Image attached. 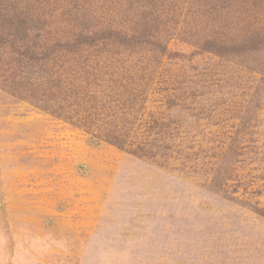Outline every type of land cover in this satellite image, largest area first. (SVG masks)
Instances as JSON below:
<instances>
[{"label": "rangeland", "instance_id": "rangeland-1", "mask_svg": "<svg viewBox=\"0 0 264 264\" xmlns=\"http://www.w3.org/2000/svg\"><path fill=\"white\" fill-rule=\"evenodd\" d=\"M234 1L159 6L158 37L181 57L142 54L155 78L123 150L25 100L31 86L0 88V264H264V44L239 60L192 44L264 38V0ZM1 10L70 31L68 0Z\"/></svg>", "mask_w": 264, "mask_h": 264}, {"label": "trees", "instance_id": "trees-1", "mask_svg": "<svg viewBox=\"0 0 264 264\" xmlns=\"http://www.w3.org/2000/svg\"><path fill=\"white\" fill-rule=\"evenodd\" d=\"M165 1L133 0L139 7L128 14L116 10L113 0H68L72 20L65 36L50 31L45 20L51 13L1 10V90L18 98L22 89L16 85L25 83L31 86L23 87V94L29 93L25 100L123 150L155 78L154 69L142 65V54L152 53L155 65L161 56L181 57L168 52L158 37L156 11ZM232 5L234 0H212L207 13ZM192 44L199 52L239 60L262 47L264 38L257 33L238 41L207 38Z\"/></svg>", "mask_w": 264, "mask_h": 264}]
</instances>
